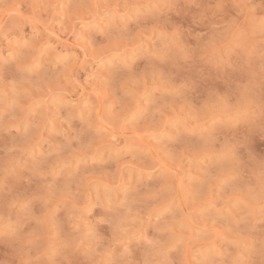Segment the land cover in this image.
I'll list each match as a JSON object with an SVG mask.
<instances>
[{
	"label": "rangeland",
	"instance_id": "rangeland-1",
	"mask_svg": "<svg viewBox=\"0 0 264 264\" xmlns=\"http://www.w3.org/2000/svg\"><path fill=\"white\" fill-rule=\"evenodd\" d=\"M0 264H264V0H0Z\"/></svg>",
	"mask_w": 264,
	"mask_h": 264
}]
</instances>
